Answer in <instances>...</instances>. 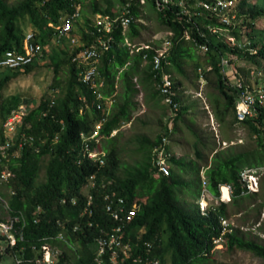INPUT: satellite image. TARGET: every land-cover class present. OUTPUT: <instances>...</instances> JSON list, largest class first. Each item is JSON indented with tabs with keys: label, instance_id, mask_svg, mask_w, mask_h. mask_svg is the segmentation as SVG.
<instances>
[{
	"label": "trees",
	"instance_id": "16d2710c",
	"mask_svg": "<svg viewBox=\"0 0 264 264\" xmlns=\"http://www.w3.org/2000/svg\"><path fill=\"white\" fill-rule=\"evenodd\" d=\"M199 1L207 0H171L164 9L158 10L155 0H20L13 5L0 0V55L5 50H23V36L18 29L20 19L27 17L36 39L46 43L60 24L61 17L72 14L76 7L83 18L84 29L80 32V44L75 51L96 43L99 37H111L109 46L100 49L98 73L95 77L101 99H97L93 88L79 80L78 69L71 62L68 50L46 55L43 53L49 57L55 75L62 64L68 63L69 78L65 92L59 97L42 98L36 106L25 101L28 112L20 130L33 137L35 144L33 147L26 145L19 157L10 159L8 167L14 177L0 186L15 192L7 198L11 213H22L25 217L22 228L24 241L18 240L15 247V251L22 254V264H33L30 259L34 253L30 248L21 251L20 247L57 232L59 229L56 220L65 222L68 239L79 243L81 257L72 264H92L95 252L93 240L98 234V227H87L78 217L84 204L83 189L91 175L95 181V186L90 191L93 192L96 205L94 216L99 217L101 223L106 222L101 210V196L107 189L114 190L128 205H137L136 214L125 233V240L130 241L135 256L145 255L147 242L151 246V256L158 258L160 264H207L212 257L214 240L221 238L227 250L242 249L264 259V244L247 239L233 229L222 231L220 225V218L227 217L229 202L230 205L237 206L255 194H242L245 186L239 177L243 169L239 168V163L246 158H253V164L248 163L247 166H264V128L261 125L264 106L257 108L255 117L242 122L236 120V90L228 86L226 81L239 74L234 70L233 75H225L220 60L223 57L228 59L225 69L231 68L236 59H244L256 71L264 72V41L257 37L264 29L255 27L258 20H264V2L236 0L231 10L235 15L234 23L227 26L228 34L234 38L236 45L229 46L210 34V27L223 28L225 25L218 17L197 6ZM181 2L186 6V12L180 5ZM145 8L156 14L161 31L170 33L166 37L169 46L161 58L162 70L185 77V60H191L199 71V77L204 76L209 80L208 75L213 74L214 87L224 100V108L218 109L217 117L223 119L227 113H233L234 120L245 125L256 139V148L253 150L222 157L216 154L211 156L209 164L204 167L208 191L216 196L219 194L218 185L226 183L231 186L232 194L230 201H220L205 214L200 212L197 203L196 209H187L177 202V193L183 191L190 194L191 191L190 179H184L181 174L198 178L196 173H192V167L196 166L194 160L183 163L182 159L172 155L165 146V152L169 154V175L159 172L155 165L156 149L163 144L162 138L167 139L171 135L176 122L187 111V107L180 104L179 96L174 98L180 104L179 110L166 122L165 132L157 134L153 139L146 136L136 139V152L139 156L132 164L121 163L116 143L118 133L112 135L123 122L130 120L136 84L144 90L146 104L153 100L169 110L157 89L161 71L153 70L152 63L163 40L155 42L159 45L147 43L150 47L132 52L124 45L125 37L132 41L140 35V9ZM97 15L109 20L116 19L110 32L103 30L102 25L95 24L93 20ZM123 17L130 18L126 32L121 25ZM201 45L206 46V50L201 51L204 55L203 62L195 55V50L200 51ZM37 65L34 60L24 66L22 71L8 70L0 76L1 121L20 102L15 96L4 98V89L15 76L31 73ZM180 84L175 79L178 89ZM107 101H110L108 108ZM98 103L107 109H98ZM96 121L101 122L99 138L106 142L105 148L101 146L105 151L101 165L83 156L79 137L81 132L90 131ZM202 144L204 143L200 139L194 144L195 155L199 160L205 161L199 150ZM94 147L95 142L91 141L90 148ZM46 156L44 181L36 183L40 161ZM3 166L4 162L0 161V171ZM108 181L110 184L102 187ZM260 186L264 189V179ZM0 194L6 196L3 191ZM71 198H76V202L72 203ZM38 206L41 212H36ZM75 223L80 225V229L72 232L71 227ZM62 247L65 248L64 245ZM64 255H69L66 249Z\"/></svg>",
	"mask_w": 264,
	"mask_h": 264
},
{
	"label": "built area",
	"instance_id": "2783aa9c",
	"mask_svg": "<svg viewBox=\"0 0 264 264\" xmlns=\"http://www.w3.org/2000/svg\"><path fill=\"white\" fill-rule=\"evenodd\" d=\"M171 0H155V5L158 10L164 9ZM236 0H207L199 1L197 6L202 7L206 11L215 17H218L220 22L225 25L223 28L210 27V34L226 42L229 46H235L236 42L232 36L228 34V28L230 24L234 23L235 15L231 13ZM181 6L184 7L186 12V6L181 2ZM79 17L78 7L70 15L61 17L60 24L55 28L52 35L55 41H60L63 38L69 39L68 51L70 52L71 62L75 64L78 69L77 75L79 80L93 88L96 93L97 99H101L100 93L97 91L98 86L95 82V77L98 73V64L100 59V49H106L109 46L111 37L106 39L99 37L96 43L89 46H85L75 51L80 44V39L71 37V28L73 22ZM95 24L102 25V29L106 32L111 31L112 24L116 21L109 20L107 17L97 15L95 17ZM130 18L123 17L121 25L123 30L128 28ZM100 30V29H98ZM170 34L169 32H165ZM52 37V36H51ZM187 38L188 36L185 35ZM125 37L124 41H128ZM48 42V41H47ZM46 42V43H47ZM36 39L34 33L28 30L22 39V51L15 49L5 50L0 55V76L3 72L11 70H22L24 66L34 61L38 55L45 50L44 45ZM240 46L239 44H237ZM169 46V41L165 38L161 44V47L156 50V54L153 57V70L161 71L160 80L157 84V89L163 97V103L169 108L171 114L175 116L179 110L180 104L175 101L174 98L178 97V88L175 86V77L170 73L163 71L161 67V58L166 52ZM150 47L148 44L132 45V48L139 50L142 48ZM130 49V51H132ZM200 51H205L206 46L201 45ZM220 64L224 69V74L229 75L225 69L228 65L227 58H221ZM251 78L257 79L255 86L248 85L241 75H235L233 78L226 81L228 86L236 90L235 101V118L238 122H242L248 118L255 117L257 114V108L264 106V72L256 71L254 68L249 71ZM262 81V82H261ZM97 108L102 110L103 107L98 103ZM103 111V110H102ZM28 109L23 104H18L13 108L9 115L1 121L0 126V161L4 162V166L0 171V186L7 184L12 177L13 172L8 167V162L11 158L19 157L22 149L26 145L33 147L34 139L31 136H27L24 132H21L23 119L26 116ZM171 116V117H173ZM264 128V118L261 123ZM101 126L100 121H96L93 128L88 132H81L79 134L81 151L83 156L89 158L92 162H98L103 164L102 158L105 155L104 149L100 146L99 129ZM115 131V130H114ZM113 131V132H114ZM95 142V147L90 148V142ZM166 138H162L163 144L156 149L155 165L157 170L164 175H169V168L167 159L169 154L165 152ZM99 144V146H98ZM34 149L38 151V148L34 146ZM262 173L264 178V166H253L241 169L239 177L244 183L245 191L242 194L255 192L258 188V175ZM89 182L86 185L84 191V204L78 214L83 225L87 227H98V234L94 236L93 247L94 256L92 264H160L159 259L151 256V246L149 243H145V255L135 256L133 255L132 246L130 241L125 240V233L127 226L133 220L137 205L132 203L128 205L126 200L119 196L114 190L107 189L101 196V210L106 217V222L101 223L98 220L99 217L94 216L96 205L94 204L93 192L91 189L95 186L94 176L89 177ZM110 182L103 183L102 187L109 185ZM204 193H210L206 187L205 179H203ZM222 188H226L228 197L224 198L222 194ZM219 194L214 195L217 203L220 201L228 202L231 199L232 189L231 186L223 183L218 185ZM9 196L15 192L9 190ZM65 202V200H63ZM71 202L75 203L76 198H71ZM0 206L7 213V218L0 219V242H4V246H0V253L5 252V248H13L16 246L17 241H24L22 228L25 223V217L22 213L13 214L8 199L0 194ZM36 212H41V208L38 206ZM205 214V213H202ZM261 218L264 220V209L261 213ZM109 222V223H108ZM109 224V225H108ZM58 231L54 234L45 235L40 237L35 242L29 243L30 250L34 253L30 261L33 264H72L74 260L81 257L80 247L78 241L71 242L67 237L68 228L65 222L56 220ZM220 225L222 231H231L229 223L226 221V217L220 218ZM80 229V225L75 223L71 227L72 232H77ZM215 242H221V238L214 240ZM65 246L62 247V246ZM68 247H67V246ZM25 246L20 247L21 251L25 250ZM64 249L67 250L69 255H64ZM22 259L18 256H14V264H22ZM0 264H5L0 259Z\"/></svg>",
	"mask_w": 264,
	"mask_h": 264
},
{
	"label": "rangeland",
	"instance_id": "374dc122",
	"mask_svg": "<svg viewBox=\"0 0 264 264\" xmlns=\"http://www.w3.org/2000/svg\"><path fill=\"white\" fill-rule=\"evenodd\" d=\"M19 1L6 0V3L13 5ZM254 2L263 3L264 0H248V3ZM140 11L139 21L142 24L140 35L132 41L129 39H127L128 41H124V45H127L129 49H131L132 45L137 46L147 43L152 46L159 45L155 42L167 37V33L161 31L154 12L148 11L146 8L140 9ZM255 27L264 29V20H258L255 23ZM18 29L22 36L32 29L27 17L18 21ZM71 29L70 36L80 39V32L84 29L81 13L73 22ZM126 30L127 28L124 29V32ZM257 37L264 41V32L258 34ZM69 43V39L67 38L55 41L54 36L51 34L48 42L44 45L45 50L35 59L38 63L35 69L31 73H20L15 76L4 89L3 97L10 98L15 96L20 99L18 104H24L25 101H28L32 106H36L42 98H55L64 94L69 78L68 63L62 64L58 74L55 75L49 57L44 56L43 53L45 52L46 55V53L60 52L63 49L68 50ZM131 50L135 51V48ZM195 55L203 62L204 55L201 51L195 50ZM185 68V77L171 73L181 83L178 89L181 100L180 104L183 107H187V111L176 122L175 130L167 138L166 147L171 151L172 155L178 159H182L183 163L190 160L196 162V166L192 167V173H196L198 178L184 173L181 174V177L184 179H190L191 191L190 194L183 191L177 193L178 204L187 209H196L195 204L197 203L200 212L207 213L208 209L218 205L219 202L217 203L214 195L208 192L204 193L205 191L202 188L203 179L206 182L204 175L205 165L209 164L213 154L222 157L228 154L255 149L256 139L245 125L237 123L234 120L233 113H227L223 119L217 117L218 109L222 110L224 108V100L214 87V75L209 74V80H206L204 76L203 78L199 77V71L194 67V63L191 60H185ZM252 69L253 65L249 61L236 59L234 65L231 68L227 67L226 71L232 74L236 70L248 85L255 86L256 82H258L257 79L251 78L249 75V71ZM135 87L137 91L132 97L134 104L131 108L130 120L123 122L117 130L112 132V135L118 133L116 143L122 164H132L137 160L139 156L136 152L137 138L146 136L153 139L157 134H163L166 122L173 116L170 110H166L161 103L159 104L151 100L146 104L144 90L139 84H136ZM109 105L110 101H107V108ZM107 108L105 107L102 110L104 111ZM199 139L204 143L199 146V150L205 161L199 160L195 155L194 144ZM99 142H102L100 146L106 147L105 139H100ZM46 162L47 156L43 157L40 161L36 183L44 181ZM253 162V158H246L238 166L239 168H247L250 167L247 166L248 163L253 164ZM263 179L262 173H259L258 188L252 197H247L237 206H232L229 202L226 208V221L230 227L240 232L245 238L261 244H264V220L261 218V213L264 209V189L260 186ZM86 187H84L83 191L86 190ZM0 191L6 194L4 198L7 200L9 192L6 187H0ZM0 218H7V213L1 206ZM207 264H264V259L242 249L227 250L222 242L214 241L212 257Z\"/></svg>",
	"mask_w": 264,
	"mask_h": 264
},
{
	"label": "clouds",
	"instance_id": "9594fccd",
	"mask_svg": "<svg viewBox=\"0 0 264 264\" xmlns=\"http://www.w3.org/2000/svg\"><path fill=\"white\" fill-rule=\"evenodd\" d=\"M1 219V218H0ZM43 237V236H42ZM37 241V240H36ZM18 242V241H17ZM30 243V242H29ZM28 243V245H29ZM4 246V242H0V246ZM17 245V244H16ZM22 246H25L26 248H29V246L27 245H22ZM21 246V247H22ZM16 247V246H15ZM15 247L13 248H9V247H6L5 248V252H2L0 253V259L5 263V264H14V256H18L20 257V255L22 254H19L18 252L15 251ZM25 248V249H26ZM21 258V257H20ZM22 259V258H21Z\"/></svg>",
	"mask_w": 264,
	"mask_h": 264
},
{
	"label": "bare ground",
	"instance_id": "6f19581e",
	"mask_svg": "<svg viewBox=\"0 0 264 264\" xmlns=\"http://www.w3.org/2000/svg\"><path fill=\"white\" fill-rule=\"evenodd\" d=\"M222 194H223V197L224 198H227L228 197V193H227L226 188H222Z\"/></svg>",
	"mask_w": 264,
	"mask_h": 264
}]
</instances>
